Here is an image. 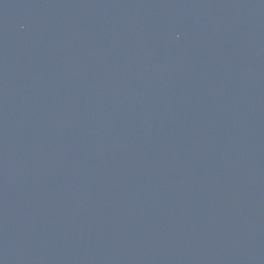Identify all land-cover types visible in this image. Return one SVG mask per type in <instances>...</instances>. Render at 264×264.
I'll list each match as a JSON object with an SVG mask.
<instances>
[{
    "label": "water",
    "instance_id": "water-1",
    "mask_svg": "<svg viewBox=\"0 0 264 264\" xmlns=\"http://www.w3.org/2000/svg\"><path fill=\"white\" fill-rule=\"evenodd\" d=\"M0 264H264V0H0Z\"/></svg>",
    "mask_w": 264,
    "mask_h": 264
}]
</instances>
